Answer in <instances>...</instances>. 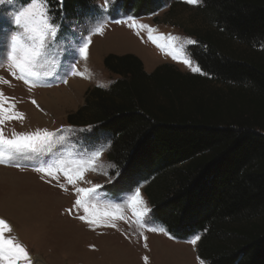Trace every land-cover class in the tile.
<instances>
[{"label": "trees", "instance_id": "trees-1", "mask_svg": "<svg viewBox=\"0 0 264 264\" xmlns=\"http://www.w3.org/2000/svg\"><path fill=\"white\" fill-rule=\"evenodd\" d=\"M201 1L212 28L187 50L201 74L172 64L147 73L133 54H109L118 79L89 90L67 120L108 140L116 182L145 184L152 219L177 241L199 236L202 262L264 264V0ZM166 2L118 0L113 19L153 16ZM48 7L60 39L102 14L94 0Z\"/></svg>", "mask_w": 264, "mask_h": 264}, {"label": "rangeland", "instance_id": "rangeland-1", "mask_svg": "<svg viewBox=\"0 0 264 264\" xmlns=\"http://www.w3.org/2000/svg\"><path fill=\"white\" fill-rule=\"evenodd\" d=\"M94 1L101 16L77 24L63 39L57 35L56 42L34 69L38 75L26 84L9 70L6 47L15 27L12 19L24 5L18 0H0V101L9 114H22L20 119H5L0 130L8 139L38 130L54 134L51 145L38 152L17 153L0 147V219L12 228L5 235L26 248L32 264H201L198 241L195 245L190 240L177 241L152 219L145 184L136 187L144 201L137 205V211L144 207L150 211L140 217L133 214L128 197L136 188L130 190L131 185L116 182L120 172L108 159V140L93 126H72L67 118L85 103L89 90L97 86L108 88L118 79L104 67L107 54L139 56L145 70L172 64L183 73L201 74L182 61L191 59L187 50L196 43L187 41H196L194 32L212 28L210 18L201 12V0L197 5L167 0L165 7L153 16L134 18L122 14L117 20L113 18L119 13L118 0H109L107 6L105 0ZM134 22L137 26L131 27ZM139 25L153 30L156 43L149 39L148 28L141 29ZM100 27L102 35L96 33ZM88 36L91 44L85 60L76 49ZM173 51L176 60L168 54ZM73 64L82 75L71 74ZM97 151L101 154L92 167L83 171L82 178L77 177V166L87 165ZM59 161H64L73 183L68 182L63 171L55 173V178L37 171ZM97 185L100 187L96 192L87 197L77 191ZM77 199L85 200L89 213L76 205ZM117 209L123 219L103 215L115 214ZM81 216L99 223L86 222Z\"/></svg>", "mask_w": 264, "mask_h": 264}, {"label": "snow or ice", "instance_id": "snow-or-ice-1", "mask_svg": "<svg viewBox=\"0 0 264 264\" xmlns=\"http://www.w3.org/2000/svg\"><path fill=\"white\" fill-rule=\"evenodd\" d=\"M12 3L13 0H8ZM185 3L190 5H197L199 0H184ZM62 3V0H61ZM109 3V0H105V5ZM14 30L8 36L7 49L8 56L7 60L9 63V70L11 71L14 78L24 81L26 84L32 83V78L36 77L38 74L34 71L38 61L47 55L50 46L56 42L57 35L60 30V25L54 22V18L49 13L48 0H29V3L23 8L18 10L13 19ZM115 23H121V21H115ZM131 27H136L135 22L130 25ZM141 29L148 28L146 25H139ZM152 29L148 28L149 39L156 41L152 37ZM97 34H103V27L96 29ZM169 39H176L174 37H169ZM188 44H195L196 41L189 40ZM91 44V36L82 38L80 44L76 49V53L82 59L88 58V48ZM160 46V45H158ZM174 60L178 59L175 51L169 52ZM185 65L189 66L193 72H200L199 66H193V61L190 58H186L182 61ZM72 75H82L75 70V64L72 65ZM6 82V81H5ZM66 82V81H65ZM3 93H0V97ZM35 103V102H33ZM14 108V105H12ZM22 114H9L3 107V101H0V124L4 123L5 119H20ZM53 133L47 130L36 131L32 134H14L12 139H8L3 135L2 130H0V147H6L10 151H15L17 153H23L25 151L38 152L45 150L51 145ZM100 152L97 151L93 154V159L87 162V165L80 164L74 170L77 177H83V171L88 170L92 167L94 159L100 156ZM2 162V161H0ZM37 171L44 173L52 178H55V173L63 171L67 176L68 182L73 183L74 178L67 170L64 168V161L57 162L56 165H49L48 167L38 168ZM100 186H94L93 188L85 189L78 188V193L82 196L87 197L89 194L96 192L97 188ZM129 206L132 208L133 214L140 217L147 214L150 209L144 207L142 211H137V205H143L141 193L139 188H136L133 193L128 197ZM76 205L82 207L84 212L87 214L90 212V208L83 199H77ZM93 214H95L94 209H92ZM119 209L117 213L110 214L104 213L103 215H114L115 218L123 219L119 214ZM81 220H85L89 223H99L98 220H87V216H81ZM114 226V225H113ZM152 231H157L156 229H150ZM12 228L3 219H0V264H18V261H23L24 264H32L31 258L29 256L26 248L18 243L15 238L7 237L5 234L10 233ZM146 239V237H145ZM200 239L199 236L191 239L189 243L195 245ZM147 246V245H145ZM199 259V258H198ZM147 261V257H145ZM203 264V262H201Z\"/></svg>", "mask_w": 264, "mask_h": 264}, {"label": "crops", "instance_id": "crops-1", "mask_svg": "<svg viewBox=\"0 0 264 264\" xmlns=\"http://www.w3.org/2000/svg\"><path fill=\"white\" fill-rule=\"evenodd\" d=\"M111 54H113V53H111ZM108 55H109V54H107L106 56H108ZM115 55H119V54H115ZM121 55H125V54H121ZM121 55H119V56H121ZM106 56H105V57H106ZM105 57L103 58V62H104ZM137 57H139V56H137ZM139 58H140V57H139ZM144 69H145V68H144ZM155 69H156V68H155ZM155 69H154V70H155ZM154 70H153V71H154ZM145 71H146L147 73H152V72H153L151 68H150L149 70H148V68H146ZM97 87H99V86H97ZM109 87H110V86H109ZM109 87H108V88H109ZM94 88H95V87H94ZM101 88H104V87H101ZM105 89H107V88H105ZM84 104H85V103H84ZM84 104H83V105H84ZM83 105H82V106H83ZM82 106H81V107H82ZM81 107H80V108H81ZM80 108H78L76 111H78ZM76 111H74V112H72V113H75ZM72 113H71V114H72Z\"/></svg>", "mask_w": 264, "mask_h": 264}]
</instances>
